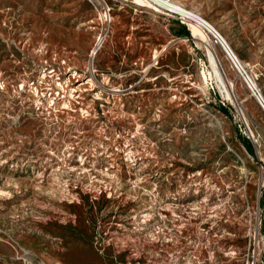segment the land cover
<instances>
[{
  "label": "rangeland",
  "instance_id": "1",
  "mask_svg": "<svg viewBox=\"0 0 264 264\" xmlns=\"http://www.w3.org/2000/svg\"><path fill=\"white\" fill-rule=\"evenodd\" d=\"M171 1L264 96V0ZM183 26L150 0H0V264H264V109Z\"/></svg>",
  "mask_w": 264,
  "mask_h": 264
},
{
  "label": "bare ground",
  "instance_id": "2",
  "mask_svg": "<svg viewBox=\"0 0 264 264\" xmlns=\"http://www.w3.org/2000/svg\"><path fill=\"white\" fill-rule=\"evenodd\" d=\"M147 1V0H146ZM136 2H143V0H136ZM172 4L170 6L176 10L177 14L183 18H187L188 23L191 24V29L193 31V36L199 40L207 41L206 35L208 34L205 32V27L208 30L217 31L209 22H207L201 15L187 10L186 8L174 3L171 1ZM218 32V31H217ZM219 33V32H218ZM219 38L221 42L225 45H228L225 38L222 34L219 33ZM208 40L211 45H213L208 37ZM214 46V45H213ZM216 47V46H215ZM217 48V47H216ZM209 65L211 67V77L216 82L218 87L221 89L223 95L226 98H234L235 96V89L231 82H228V75L225 73L222 63L218 59L217 54L214 52L209 53ZM208 79V78H207ZM211 79V78H210ZM89 82H93V78H89Z\"/></svg>",
  "mask_w": 264,
  "mask_h": 264
},
{
  "label": "built area",
  "instance_id": "3",
  "mask_svg": "<svg viewBox=\"0 0 264 264\" xmlns=\"http://www.w3.org/2000/svg\"><path fill=\"white\" fill-rule=\"evenodd\" d=\"M150 1L153 3L154 8L158 12L165 13L171 16L173 19L178 20L182 25H185L191 31V24L188 23L187 18H183L179 16L176 10H174V8L170 6V4H172L171 0H150ZM205 32L208 34L211 43L225 52L226 57L231 62V66L239 72L240 77L248 85L253 95L257 98L260 105L264 109V96L260 88L253 80V78L250 76V74L247 71H245L244 66L241 64V61L233 52V50L230 48V46L225 45L223 42H221V39L219 38V33L217 31L208 30L207 27H205ZM23 264H34V263L28 260H24Z\"/></svg>",
  "mask_w": 264,
  "mask_h": 264
},
{
  "label": "trees",
  "instance_id": "4",
  "mask_svg": "<svg viewBox=\"0 0 264 264\" xmlns=\"http://www.w3.org/2000/svg\"><path fill=\"white\" fill-rule=\"evenodd\" d=\"M178 35H183V36H187V37H191V32H190V30L188 29V28H186L185 26H183L179 31H178ZM50 61L51 60H53V59H55V55H51L50 56ZM48 60V59H47ZM46 60V61H47ZM133 83H136V86H140L141 85V83L140 82H138L136 79L135 80H128V81H126V83H125V85L126 86H129V85H132ZM221 109H226L225 107H223V106H221L220 107ZM247 147H248V150H249V152H251V153H254V147H253V145H252V143L251 142H248L247 143Z\"/></svg>",
  "mask_w": 264,
  "mask_h": 264
}]
</instances>
